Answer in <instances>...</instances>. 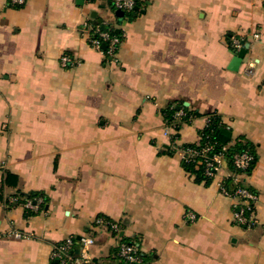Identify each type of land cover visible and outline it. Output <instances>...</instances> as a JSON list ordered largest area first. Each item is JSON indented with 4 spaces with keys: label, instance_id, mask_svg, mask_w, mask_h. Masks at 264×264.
<instances>
[{
    "label": "crops",
    "instance_id": "obj_1",
    "mask_svg": "<svg viewBox=\"0 0 264 264\" xmlns=\"http://www.w3.org/2000/svg\"><path fill=\"white\" fill-rule=\"evenodd\" d=\"M110 3L0 0V184L18 177L0 200V264H50L54 245L86 232L90 255L115 264L117 240L94 229L98 216L147 264H264V0H140L120 25ZM97 19L123 34L113 56L89 44ZM235 37L248 44L236 71ZM177 103L199 115L175 145L196 143L211 112L255 145L254 227L233 222L222 174L197 182L171 151L161 110ZM31 191L45 201L26 215L15 193Z\"/></svg>",
    "mask_w": 264,
    "mask_h": 264
},
{
    "label": "built area",
    "instance_id": "obj_2",
    "mask_svg": "<svg viewBox=\"0 0 264 264\" xmlns=\"http://www.w3.org/2000/svg\"><path fill=\"white\" fill-rule=\"evenodd\" d=\"M16 3H22L24 0H13ZM112 4L115 9L123 10L127 13H130L134 6L135 0H112ZM106 23H100L97 28L94 30V33L97 34V37H92L90 32L91 27L86 25V33H88V41L89 44L98 49L99 51L105 53L106 55L113 56L116 52L121 38L118 36H110L106 30H100V25ZM254 38H259V33L254 32ZM102 45H105V48H102ZM242 43L239 38H233L231 42V46L235 52H237L241 48ZM69 59L64 56L62 57V62L65 64ZM254 61L246 62L245 66L242 68V73L247 76H251L253 74ZM183 112L180 108L172 114L173 119H178ZM173 128L169 126V124L165 123L164 135H167L170 139V143L173 145L174 149L180 152L182 161H188L189 157L197 154V151L191 149H183L177 148L175 143L176 140H171L170 134L173 132ZM209 148H205L204 151H207ZM225 149V147H223ZM221 154H215L212 157V161L206 162V170L205 174L210 175L212 177L222 174V176H231L234 184H236L240 177L243 174L234 175L231 172L226 171L221 166ZM233 165L236 169L245 170L252 160V156L246 152L235 153L232 156ZM220 192L227 197H230L234 200L232 206V220L235 224L243 227L244 229L252 228L258 223L255 203L257 201V194L251 191L248 187L238 186L236 185L232 192H229L223 183L219 181L217 183ZM43 199L42 197H36L34 199H26L23 203L24 208L39 211L42 209ZM188 218L193 221L195 219V215L193 213H188ZM92 226L98 232H101L105 229H111L114 232H120V227L117 222L104 219L101 216L96 217L93 220ZM11 235L15 238H27L28 236L19 231L11 232ZM95 237L92 234L86 232V234L81 235L79 238L74 237V235L66 236L61 242L57 243L53 246L50 252V264H92L91 263V255L89 253L90 247L94 244ZM77 244L78 254H72V248ZM116 245L118 246V255L120 257V261L118 264H147V262L142 257L139 248L129 242H120L116 241ZM94 264V263H93ZM98 264V263H95Z\"/></svg>",
    "mask_w": 264,
    "mask_h": 264
},
{
    "label": "trees",
    "instance_id": "obj_3",
    "mask_svg": "<svg viewBox=\"0 0 264 264\" xmlns=\"http://www.w3.org/2000/svg\"><path fill=\"white\" fill-rule=\"evenodd\" d=\"M110 4H111L112 9H115L112 4V0ZM139 4H140V0H135V5H139ZM15 6L21 7L22 4L17 3L15 4ZM90 27H91L90 32L92 34V37H97V34L94 33V30L97 28L94 20L90 22ZM100 30H106L110 36H118L121 38V40L123 38L122 32L116 31L113 23H106L103 25L101 24ZM177 106H180V110L183 112V114L178 119H173L172 114L178 110ZM161 113H162L164 122L166 124H169V126H171L174 130L170 134L172 141L178 140L179 131L183 123H189L194 117L199 115L193 109H190L189 107L182 105V103L170 104L166 106L165 108H163L161 110ZM222 128H224V125L221 122L220 116L216 112L208 113L206 125L202 129L199 130V140L196 143H183L180 145H176L177 148L191 149V150L198 152L197 154L189 157L188 161H182L185 169L190 174L194 175L195 180L197 182H202L205 185H208L212 182V180L215 177L218 176L217 175V176L212 177L210 175L205 174L206 162L212 161V157L215 154L222 155L221 166L223 167V169H225L228 172L233 173L234 175L243 174V176L248 177L252 172V169L257 159L255 145L252 142H250L247 138H245L244 136H237L234 139L231 138L227 143H222L217 136V133ZM207 147L209 149L207 151H204V149ZM223 147H225V149H223ZM171 149H172L171 150L172 152L176 151L174 147ZM242 152H246L252 156V160L250 161L249 166L245 170L236 169L233 165V160H232V156L235 153H242ZM17 180H18V177L13 173L5 172L3 174L2 179H1V184H0V200L1 201L3 199V187L7 185L15 186L17 184ZM220 181L223 183V185L229 192H232L235 186L238 185V186L248 187L251 191L256 193V191L247 183L244 177H240L239 181L236 184H234L231 176L229 177L222 176V178H220ZM15 197H16V202H20L22 205L26 201V199H34L36 197H42L43 199V195L40 192H36V191H31L27 193L17 192L15 193ZM44 201L45 199H43V202ZM25 212H26V215H30V214L35 213L36 211H32V210L25 208ZM102 232H106V234L109 235L111 238H114L120 242H129V243L135 244L134 242L130 241L127 237L120 235L119 234L120 232L116 233L112 231L111 229H105L101 231L100 233ZM74 237L76 239V236ZM78 247L79 246L77 244L74 245V247L71 250L72 254L74 255L78 254L77 252ZM108 254H109V258L114 260L115 264L119 263L120 257L118 255V246L116 244L110 250ZM141 255L144 258V260L147 262L145 256L142 253ZM101 257L102 255H98V256L91 255V263L92 264L93 263L102 264Z\"/></svg>",
    "mask_w": 264,
    "mask_h": 264
},
{
    "label": "water",
    "instance_id": "obj_4",
    "mask_svg": "<svg viewBox=\"0 0 264 264\" xmlns=\"http://www.w3.org/2000/svg\"><path fill=\"white\" fill-rule=\"evenodd\" d=\"M138 10V6L135 5L133 10L130 12V13H127L123 10H120V9H115V15L118 17L117 19V23L120 25V24H124L126 21L123 20V16L124 15H128L130 14V17L128 18V21L131 20V17L132 16H135L136 14V11ZM92 17L95 18L96 17V14L93 13L92 14ZM101 23V19H97L95 21V24L98 25ZM116 31H119V29H116ZM242 43V46L241 48L235 53V55L232 57L229 65H228V69L230 70H234L236 71L239 67V65L241 64L243 58H244V55L246 53V49L248 47V44L245 43V42H241ZM102 48H105V45H102ZM185 105H187L185 103ZM180 106H177V109H179ZM217 136L219 138V140L222 142V143H227L230 139H231V132L226 129V128H222L218 133H217ZM92 234V233H91ZM123 233L121 232L120 235H122ZM93 235V234H92ZM79 236H77V238H79Z\"/></svg>",
    "mask_w": 264,
    "mask_h": 264
}]
</instances>
